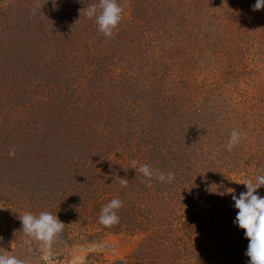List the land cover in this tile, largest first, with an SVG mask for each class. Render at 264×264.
Masks as SVG:
<instances>
[{
    "label": "rangeland",
    "instance_id": "374dc122",
    "mask_svg": "<svg viewBox=\"0 0 264 264\" xmlns=\"http://www.w3.org/2000/svg\"><path fill=\"white\" fill-rule=\"evenodd\" d=\"M98 2L0 0V254L248 264L231 194L212 191L238 195L264 174V9L118 0L107 38L85 14ZM233 128L245 135L229 151ZM133 161L175 179L149 182ZM117 197L120 221L106 227L101 208ZM28 211L65 223L50 252L22 231Z\"/></svg>",
    "mask_w": 264,
    "mask_h": 264
},
{
    "label": "clouds",
    "instance_id": "9594fccd",
    "mask_svg": "<svg viewBox=\"0 0 264 264\" xmlns=\"http://www.w3.org/2000/svg\"><path fill=\"white\" fill-rule=\"evenodd\" d=\"M52 2L56 6L57 0H52ZM251 7L253 10L264 9V0H255ZM85 14L94 20L99 32L103 33L105 37L111 38L123 19L124 9L118 0H99L98 4H90ZM244 135L242 130L233 128L226 145L227 149L231 151L240 143ZM10 155H15V151H11ZM133 167L136 172L148 178L149 182L153 177L167 183H171L175 179L173 172L169 171L165 174L147 163L136 167V162L133 161ZM122 183L125 182L122 181ZM242 183L246 190L241 191L238 195L235 191L227 189L210 191L220 195L231 194L234 201L233 206L238 209L233 222L245 230L244 235L249 241L245 253L249 258L248 264H264V196L256 191L264 186V174H258L254 179H248ZM122 205L123 202L118 197L111 199L101 208L99 222L106 227L118 224L120 216L117 214V210ZM19 219L22 223V231L40 241L41 249L47 252L51 251L53 243L59 238L65 227V223L59 219L57 214L54 215L49 211H41L39 214L28 211L20 215ZM0 264H26V262L15 255L0 254Z\"/></svg>",
    "mask_w": 264,
    "mask_h": 264
}]
</instances>
